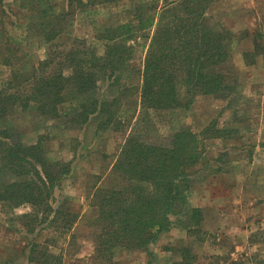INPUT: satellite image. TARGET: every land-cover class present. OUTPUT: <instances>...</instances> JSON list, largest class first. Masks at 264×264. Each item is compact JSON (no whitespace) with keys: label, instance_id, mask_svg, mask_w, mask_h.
Listing matches in <instances>:
<instances>
[{"label":"rangeland","instance_id":"obj_1","mask_svg":"<svg viewBox=\"0 0 264 264\" xmlns=\"http://www.w3.org/2000/svg\"><path fill=\"white\" fill-rule=\"evenodd\" d=\"M138 3L148 11L155 7L160 11L165 0H0V90L20 97L22 92L28 98L31 84L24 86L21 75L34 81L35 73L58 69L60 63L39 66L50 51L42 30L53 26L62 34L57 53L71 45H88L103 53L105 40L99 29L134 18ZM204 10L212 26L228 30L232 37L230 59L221 66L235 87L229 98L202 95L189 107L187 103L186 107L143 109L136 89L142 81L136 77L155 35L153 26L128 40L133 53L121 84L99 82L107 98H120L112 106L115 118L107 128L98 130L96 118L88 127H74L65 118L23 109L21 100L0 121V129L13 127V141H41L52 160L65 164L67 173L56 187L55 206L78 215L68 235L75 237L69 241L48 222H38L35 232H30L32 220L23 217L33 211L30 203L0 202V264H41L29 259L30 243L47 237H53L55 244L45 250L58 255L57 264H99L94 259L97 192L123 186L114 165L130 135L169 144L179 129L201 133L209 123L226 129V136L204 138L203 156L188 171L193 184L190 199L204 205L202 221L173 216L176 224L157 243L148 250L119 248L114 263L264 264V0H210ZM183 96L187 102L194 98L186 92ZM217 205L221 212H230L222 221L215 217ZM180 254L186 258L182 260Z\"/></svg>","mask_w":264,"mask_h":264},{"label":"trees","instance_id":"obj_2","mask_svg":"<svg viewBox=\"0 0 264 264\" xmlns=\"http://www.w3.org/2000/svg\"><path fill=\"white\" fill-rule=\"evenodd\" d=\"M209 1L165 0L160 11L156 7L148 11V7L138 3L134 18L99 29L105 40L103 53L88 45H71L64 53H57L56 42L62 34L53 26L42 30L50 51L39 66L60 65L56 71L35 73L34 81L21 75L24 86L31 84L28 98L24 99L22 92L20 97L19 93L8 94L1 89L0 121L21 100L23 109L33 108L39 113L65 118L74 127H84L96 118L98 130L107 128L115 118L111 114L112 106L120 98H107L99 82L103 79L111 86L121 84L124 66L133 53L128 40L137 38L139 30L153 26L155 35L144 67L136 77L142 81L136 89L141 93L143 109L191 104L193 98L187 102L183 92L194 98L199 94L229 98L235 87L221 66L230 59L232 37L228 30L209 23L204 10ZM68 103L70 106L66 107ZM12 129L8 126L0 129V202L12 206L30 203L33 211L23 215L32 220L28 223L30 232H35L38 222H48L61 231L60 236L71 241L75 235H68L78 215L63 206H55L56 187L67 173L65 164L52 160L41 141L30 144L13 141ZM225 130L215 129L211 124L204 133L206 138L225 136ZM201 148L202 137L192 130H178L169 144L148 143L134 133L130 135L114 165L115 173L124 179L123 186L97 192L95 261L115 264L113 259L119 248L148 250L163 232L176 224L173 216L202 220V210L189 207L192 182L188 173L200 161ZM192 227L187 225L189 230ZM53 240V237L43 242L33 239L29 259L57 264L58 255L45 250L46 245L55 244Z\"/></svg>","mask_w":264,"mask_h":264},{"label":"crops","instance_id":"obj_3","mask_svg":"<svg viewBox=\"0 0 264 264\" xmlns=\"http://www.w3.org/2000/svg\"><path fill=\"white\" fill-rule=\"evenodd\" d=\"M139 93H140V91H139ZM210 96V95H217V96H220V97H222V98H224V99H227V97H225V96H222V95H219V94H199V95H197V96H195V98H193V101L191 102V104L190 105H192V104H194V101H195V99L198 97V96ZM190 105H188L187 107H189ZM92 120H95V119H92ZM91 120V121H92ZM90 121V122H91ZM90 122L87 124V125H85V127H88V125L90 124ZM212 123H209L203 130H202V132L201 133H197L196 131H194V130H192L191 128L190 129H187V128H182V129H186V130H192V131H194L195 133H197V134H199V136H201L202 137V141L204 140V138H206L207 136H205V133H204V131H205V129L207 128V127H210V125H211ZM213 125V124H212ZM179 130H181V129H179ZM225 136H226V134H225ZM225 136H216V137H210V138H225ZM203 143V142H202ZM202 149V148H201ZM202 156H203V149H202ZM202 158V157H201ZM236 167V166H235ZM234 168V167H233ZM193 185V184H192ZM190 191H191V189H190ZM204 205H199V204H195V203H193V201H191V199H190V192H189V207L190 208H200L202 211H204L203 209H204V207H203ZM222 211V209H221V207H220V205H217V209H216V211H215V217H216V219L218 220V221H222L223 220V216L226 214V216H229V213L230 212H221ZM203 219V218H202ZM202 221V220H201ZM204 221V220H203ZM174 226V225H173ZM172 229V228H171ZM171 229H169V230H167V231H165V232H163L161 235H160V237H159V240L164 236V235H166V233H168ZM200 240L202 239V240H205V239H203V238H199ZM158 242V241H157ZM156 242V243H157ZM31 245V244H30ZM187 245V244H186ZM181 255V254H180ZM181 258H182V260H183V256L181 255ZM183 264H192L191 262H188V263H183Z\"/></svg>","mask_w":264,"mask_h":264}]
</instances>
